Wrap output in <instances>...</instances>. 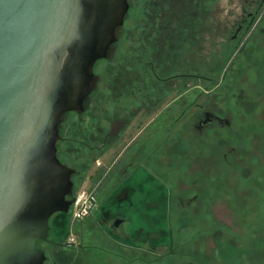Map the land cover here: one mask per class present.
<instances>
[{
	"label": "flooded vegetation",
	"instance_id": "af4514ba",
	"mask_svg": "<svg viewBox=\"0 0 264 264\" xmlns=\"http://www.w3.org/2000/svg\"><path fill=\"white\" fill-rule=\"evenodd\" d=\"M127 1L126 15L128 16L133 4L132 0ZM155 1L146 3L145 12L159 11L161 15L157 21L151 19L149 14L146 15L148 19L143 21L145 23L142 25V30L145 34L147 33L148 38L154 36L156 30H159V34L169 35L165 44L169 43L173 46L163 47L166 52L163 53L161 49L160 55H141L144 64L142 71L134 67H128L123 73V70L118 68L112 69L110 85H108L110 86L109 95L112 98L110 109L106 110L101 105H97L95 108L99 111L95 117L70 116V114L84 115L87 112L91 92L84 101L82 111H70L65 114L60 135L63 125H66L67 132L66 135H61L57 143L58 158L73 170L72 193L67 197L73 199L69 210L78 197L75 193L76 186H82L79 194L81 193L88 204L84 214L72 219L80 223L85 220L90 221L93 230L99 229L107 240L111 241L110 246L112 245L114 249L85 243L82 234L77 237L61 234L65 221L60 218L61 212H55L51 217L53 221L56 220V223L51 224V217L49 218L50 228L47 239L38 240L37 245L42 243L53 246L54 252L51 257L57 263L91 264L82 257L81 251L96 248L111 254L113 259L107 264H218L226 248L230 245L233 248L236 246L230 241L239 237L235 233L229 234L225 231L228 236L232 235L234 238H230L231 240L227 239L229 237L219 238L218 229L213 227L212 222L211 227L209 226L206 231L198 232L195 229L190 236H187L188 230L185 229L183 222L188 219L194 221L210 219L212 202L215 196L223 192L228 197H234L235 194L241 195L242 203H239V209L235 210L238 206L233 205L234 214L243 225V231L238 235L241 238L255 240L256 235L258 237L264 233V159H260L259 155L246 153L249 131L244 132L240 141L241 148L238 152L239 156L244 158V164L239 169L233 163L235 162L232 153L234 147L222 151V164L216 169L213 164L208 163L212 153H209L205 164L200 168L195 164L187 167L188 164L177 163L181 161V156H185L181 150H178L179 143L174 142L173 150L170 149L172 140H180L182 119L185 118L186 122L190 121V125L199 136L207 130L210 132L207 138L201 139V142L204 141L205 144L211 141L213 135L219 130L232 133V122L241 126L250 124L254 129L255 142L264 154V55H229L222 68L220 77L222 84L218 83L214 87L212 86L215 80L213 61L210 58H207L205 62L206 72H204L200 70L198 59L188 61L186 57L181 58L177 51L182 24L185 26L188 24L186 27L189 28L190 26L195 28L198 22L201 24L203 15L210 17L214 0H159V3ZM204 1L206 2L205 10L202 7ZM238 4L243 12L249 9L247 13L249 18H244L241 21L243 23L238 24L237 30L244 27V32H249L259 16L263 18V23L264 0H241ZM182 12H190L192 17L188 19L189 16L186 17L184 14L186 20L183 21ZM197 12H202V15L196 19ZM258 23L261 22L258 21ZM200 26L202 29V25ZM190 35L192 37L190 42L195 40L196 43L191 30ZM242 47H245V44ZM109 56L100 60H107ZM129 56L134 59V56L140 55ZM153 57H157L156 62L153 61ZM94 74L96 82L95 69ZM124 75L127 82L123 85L120 81L122 77H125ZM160 75H166V77L158 78L160 93L158 97L151 100L149 76L157 78ZM187 77L190 81L184 82L183 91L186 93L190 90L193 96L182 104L184 93L181 91V82ZM200 77H203L204 83L201 85L204 87L197 83ZM166 82L168 84H165ZM164 85L170 92L178 91V94L162 105L165 97ZM222 85L223 88L225 87L223 99L218 102L222 106L217 103L205 109V105L198 102V93L201 94L203 88L206 93H209L208 88L211 87L210 93L206 95L209 99L217 93L215 88ZM140 88L141 91L138 92ZM231 91L236 99L231 96ZM123 94L132 99L122 100ZM151 107L156 111L152 116L150 115ZM68 115L71 118L68 119ZM221 135L227 136L224 133ZM61 140L67 143L65 154L59 148ZM171 151L176 153L173 158L168 154ZM203 155L205 154L201 156ZM166 156L171 161L175 160H173L174 163L169 164L172 167L169 170L163 169L160 163L161 158L163 160ZM197 161L195 159V162ZM151 176L160 188L166 190L161 196L162 214L168 221L172 219L175 221V233L170 228L166 243L137 248L124 240L128 238L125 225L134 214L142 216L155 214L150 211L151 206L154 205L153 201L147 199L148 177ZM182 183L187 184L188 188H181ZM112 205L125 207L116 209ZM138 205L141 206L134 211V206ZM52 230L54 233L50 235ZM221 230L219 231L223 232ZM203 235H211V239L217 245L215 250H211L207 244H204ZM39 247L44 251L46 261L49 257L48 251L42 245ZM56 247L67 248L70 252L59 253L55 251ZM169 257L174 259L169 261L166 259ZM239 264L244 262L241 261Z\"/></svg>",
	"mask_w": 264,
	"mask_h": 264
},
{
	"label": "water",
	"instance_id": "95a60500",
	"mask_svg": "<svg viewBox=\"0 0 264 264\" xmlns=\"http://www.w3.org/2000/svg\"><path fill=\"white\" fill-rule=\"evenodd\" d=\"M127 9V0H0V264H43L49 218L70 213L61 124L83 110Z\"/></svg>",
	"mask_w": 264,
	"mask_h": 264
},
{
	"label": "rangeland",
	"instance_id": "374dc122",
	"mask_svg": "<svg viewBox=\"0 0 264 264\" xmlns=\"http://www.w3.org/2000/svg\"><path fill=\"white\" fill-rule=\"evenodd\" d=\"M239 1L241 0H214L213 6L211 7L212 10L210 17H207V15H203L202 23L199 24L198 22V24H195V28H193V26H190V28L186 27L188 24L186 26L182 24L181 27V38L179 41L180 44H177V51L181 55V58L186 57L188 61L198 59L199 67H201L200 70L204 72H206L205 62L207 61V58H210L213 61V77L215 78V80L212 86L214 87L218 83H220V85L222 84V80L220 81L222 68L229 55H264V27L262 28V25L264 24V21L262 23L263 18L259 16V18L257 19L261 23L257 24L258 21L256 19V24L249 32L245 31V33L244 27L240 30H237L238 24L243 23L241 21L244 18H249V16L247 15L249 9L243 12L240 8V5L238 4ZM148 2H154V0H132L133 7L129 11L128 16L126 15L124 19L125 29L120 28L117 32L118 37H122V39H118L112 45L108 61L99 60L94 67L95 72L97 73V83L94 82L92 94L88 98H91V100L88 103L87 112L84 115L70 114V116L74 115L95 117L99 111L95 108V106L97 105H101L102 107H104L103 109L109 110L110 106L112 105V98L109 95L110 86H108L110 85V71L112 69L118 68L119 70H123V73L128 67L138 68L140 69V71H142V69L144 68V64L143 60L141 59V55H160L159 52L161 49L163 53L166 52L163 47L168 48L173 46L169 43L165 44L167 38L170 37L169 35L159 34V30H156L157 32H154V36L148 38L146 35L147 33L145 34V32L142 30V25L145 23L143 21L148 19L146 15L149 14V17L155 21H157V19L161 15L159 11H152L150 13L145 12L144 6L147 5L146 3ZM155 2L159 3V0H156ZM202 3V7H204L203 9L205 10L206 2L204 1ZM182 14L183 21L186 20L184 14H186V17L189 16L188 19L192 17V14L190 12H182ZM203 14L205 13L203 12ZM201 15L202 12H197L196 19ZM200 25H202V29ZM190 30L193 32V37L196 38V43L195 40H192V42H190V38H192L190 37ZM243 44H245V47H242ZM129 55L140 56H134L133 59V57H130ZM156 60L157 57H153V61L156 62ZM124 76L125 77H122V80L120 81V83L123 85L127 82L126 75ZM139 77H142L141 74L139 75ZM164 77H166V75H160L157 78L149 76L150 82L148 83L151 100L158 97L160 93L157 82L158 78L162 79ZM182 80L181 91L182 93H184V82H189L190 79L187 77V79ZM197 83H199V85H201V83H204L203 77H200L197 80ZM165 84H168V82H166ZM105 85H107V87ZM201 86L204 87V85ZM210 88L211 87L208 88L209 93ZM224 89L225 87L223 88V85L215 88V90H217V93L207 99L206 95L209 93H206L205 88H203L201 94L198 93V102L203 103L205 105V109H207L206 107L215 105L220 102V99H223L222 96ZM140 91L141 88L138 92ZM236 91L237 90H235V92ZM230 93L231 96L236 99V96L233 95V92L231 91ZM176 94H178V91L170 92L167 86L164 85L163 95L165 97L163 98L161 104L164 105L165 102L169 101ZM192 96L193 95L190 90L184 93L182 97V104H184L185 101H189ZM121 98L122 100L128 99V101L132 99V97H127L124 94ZM98 101H100V103H96ZM125 104H127V101H125ZM217 105L222 106V104L219 103ZM152 108L153 107H151L150 110L151 116L154 115V112H156L154 111L155 108ZM70 116H67L68 119ZM232 125V133L227 132L226 130H219L215 135H213L212 140L205 144L204 141L201 142V139L207 138L210 132L207 130L199 136V134L190 125V121L186 122L185 118H183L181 125L182 134L180 136V140L176 138L177 140H172V144L170 145L172 146L174 142L175 144L179 143L178 150H181V153L185 155L181 156V161H177V163H181L182 165L188 164L187 167L195 164L200 168V166L205 164L206 157L209 155V153H212V156H210L211 160L208 163L213 164V167L216 169L220 166V164H222V151L224 152L225 149H231V147H234L235 149L233 151L231 150L235 157V162H233L234 166L238 169L242 168L244 164V158L239 156L238 151L241 148L240 141L242 140L245 131L250 132V135L247 136L248 145L246 153L249 155H259L260 159H264V154L260 151L257 142H255L256 140L253 136L254 129L252 125L249 124L241 126V124L235 122H232ZM235 131H237V133ZM66 132V125H63L61 135H66ZM221 133H224L225 135L227 134V136H222ZM59 148L60 151L62 153L64 152L65 154L67 152V143L61 140L59 142ZM173 148L174 147L172 146V148L170 149L173 150ZM174 151L168 153L171 158L175 157V152H179ZM202 154L205 155L201 156ZM195 159L198 161L195 162ZM173 160L171 161L168 156H166L163 160L161 158L160 163L162 165V168L169 170L171 167L169 166V164L174 163ZM182 186L181 188H188L187 184L185 183H182ZM81 189L82 186H76L75 193L77 194V196L79 195ZM165 191V189L158 186V183L152 176L150 178L148 177L147 199L148 201H153L154 205L151 206L150 211L154 212L155 214H153V216H142L134 214L131 217L130 221H128L125 225V228L127 229L126 231L128 233V238H125L124 240H127L130 244L134 245L137 248H144L147 246H152L154 244L166 243L170 228L173 230V233H175V221L173 219L168 221L163 217L162 214L163 206L161 196L164 195ZM215 197L216 198H214L211 205V215L209 216L210 219H202L199 221L188 219V221L185 220L183 222L186 226L185 229L188 230V232L186 231L187 236H190L191 232L193 233L195 229L198 232H200L201 230L206 231V229L209 228L212 222L213 227L218 229L217 231L219 238L229 237L227 238L229 240L234 238L232 235L228 236L225 231H228L229 234L235 233V235L239 237V239L230 241L236 245L234 248L231 245L227 248L225 247L226 251L217 262L218 264H239L241 261H243L244 264H264V233H262L258 237L256 235L255 240L241 238L240 235H238L243 231V225L240 222L238 216L234 214L235 211L233 210V205L238 206L235 210L239 209V203H242L241 195L235 194L234 197H228L223 192L221 193V195ZM73 206L74 204L70 209V213L64 214L63 212H61V214H59L60 218L65 221L64 227L61 229V234H69L75 237L82 234L85 243L99 244L105 246V248L114 249V247H111L112 245L110 246L111 241L107 240V238L103 233L100 232L99 229L96 228V231L93 230L94 228L92 225H90V221L85 220L83 223H80L72 219V209L74 208ZM112 206L116 209L125 207L124 205ZM140 206L141 205L134 206V211H136ZM52 219L53 217L50 218V223H56V220L54 219L53 221ZM219 230L223 232H220ZM53 233V230L50 231V235ZM112 234L115 235V233ZM203 238H205L203 240L205 241L204 244H207L211 250H215L217 248L216 243L211 239V235H203ZM213 238L215 240V237ZM41 245L48 251L47 255L49 256L44 264H61L55 262L53 257H51L52 252H54L53 246L50 247L49 245L42 243H40V245L38 246ZM115 249L118 251L120 250L118 248ZM55 251L59 253H62L63 251L70 252V250H67V248L59 247H56ZM81 255L86 261L90 262L91 264H107L108 262H110V260L113 259L111 254L96 248H87L85 250H82ZM166 259L172 261L174 258L169 257Z\"/></svg>",
	"mask_w": 264,
	"mask_h": 264
},
{
	"label": "built area",
	"instance_id": "2783aa9c",
	"mask_svg": "<svg viewBox=\"0 0 264 264\" xmlns=\"http://www.w3.org/2000/svg\"><path fill=\"white\" fill-rule=\"evenodd\" d=\"M74 208L72 209V218L81 216L86 212L88 204L81 194L78 195L77 199L74 202Z\"/></svg>",
	"mask_w": 264,
	"mask_h": 264
}]
</instances>
